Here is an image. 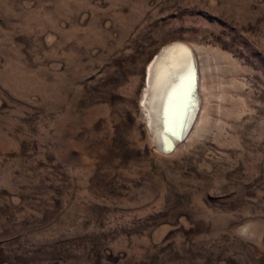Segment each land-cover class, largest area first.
<instances>
[{
  "label": "rangeland",
  "instance_id": "obj_1",
  "mask_svg": "<svg viewBox=\"0 0 264 264\" xmlns=\"http://www.w3.org/2000/svg\"><path fill=\"white\" fill-rule=\"evenodd\" d=\"M175 41L201 111L167 152ZM0 264H264V0H0Z\"/></svg>",
  "mask_w": 264,
  "mask_h": 264
},
{
  "label": "bare ground",
  "instance_id": "obj_2",
  "mask_svg": "<svg viewBox=\"0 0 264 264\" xmlns=\"http://www.w3.org/2000/svg\"><path fill=\"white\" fill-rule=\"evenodd\" d=\"M164 46L147 65L141 99L147 125L158 148H164L171 142L177 143L178 135L187 130L191 120L196 122L201 111L198 48L182 41ZM194 73L198 78V103L195 99ZM194 121L181 142L192 132Z\"/></svg>",
  "mask_w": 264,
  "mask_h": 264
},
{
  "label": "water",
  "instance_id": "obj_3",
  "mask_svg": "<svg viewBox=\"0 0 264 264\" xmlns=\"http://www.w3.org/2000/svg\"><path fill=\"white\" fill-rule=\"evenodd\" d=\"M197 83H198V78H197V73H194V90H195V99H196V103H198L199 102V100H198V96H197ZM196 109H198V104H196ZM193 121H194V119L193 120H191V122H190V124H189V127L192 125V123H193ZM188 127V128H189ZM188 128H187V130H185V131H183L180 135H178V137H177V139H178V142L177 143H174V142H171V143H169L166 147H164V148H160L161 150H163V151H171V150H173L175 147H176V145L179 143V142H181L183 139H184V137L186 136V132L188 131Z\"/></svg>",
  "mask_w": 264,
  "mask_h": 264
}]
</instances>
